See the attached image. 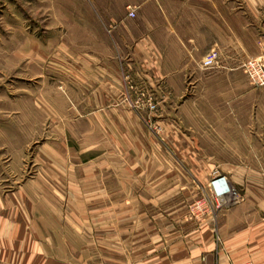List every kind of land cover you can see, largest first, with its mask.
<instances>
[{
  "label": "crops",
  "instance_id": "crops-1",
  "mask_svg": "<svg viewBox=\"0 0 264 264\" xmlns=\"http://www.w3.org/2000/svg\"><path fill=\"white\" fill-rule=\"evenodd\" d=\"M242 1L21 0L40 17L24 21L28 39L14 56L64 58L77 107L56 117L92 126L84 134L110 145L99 139L95 150L109 149L99 157L53 156L32 176L0 180V264H264V165L216 160L259 153L247 139L264 135V90L243 71L264 58V0ZM213 51L219 64L207 70ZM126 82L182 101L160 104L173 113L159 122L167 136L151 138L135 121ZM245 101L258 136L246 134ZM220 102L230 115L215 114ZM44 110L51 120L50 102ZM215 172L243 199L193 220L188 205Z\"/></svg>",
  "mask_w": 264,
  "mask_h": 264
},
{
  "label": "rangeland",
  "instance_id": "rangeland-1",
  "mask_svg": "<svg viewBox=\"0 0 264 264\" xmlns=\"http://www.w3.org/2000/svg\"><path fill=\"white\" fill-rule=\"evenodd\" d=\"M235 1L238 7L242 6V0ZM39 17L36 9L31 11L22 8L21 0H0V180L17 176L20 170L30 174L29 172L35 165L51 160L53 156L55 160H73L81 163L99 157L102 152L109 150L102 149V147L95 150V143L100 142L99 139L103 140V148L110 145V142L105 144L108 140L106 134H101V136L100 134H84L86 129L92 130L93 127L86 124L78 125L76 119L66 120L56 117V112L67 113L75 111L77 107L75 88L72 81L70 82L72 77L69 78L73 71H65L62 68L64 58L52 55L50 57L38 56L34 59L14 56L15 53L22 51L25 40L28 39L26 27L23 25L24 21H32L33 24L35 20H39ZM37 44H40L39 40ZM37 52L39 53V50ZM258 59L264 60V58L247 60L243 65V71L253 89L264 90V87L254 86L245 71L247 63ZM124 94L126 95L125 101L134 110L135 121L143 124L151 138L158 140L162 136H167L159 122L170 119L173 113L171 109L162 112L159 107L160 104L168 106L173 101L175 102L174 107L177 108V104L182 102L177 96L171 98L156 96L150 86L127 82L124 83ZM209 100L213 101L210 97ZM49 102L51 113H54L51 120H49L50 115H45V110L43 111V108H48ZM149 102L156 105L158 109L156 112L147 109ZM217 106L219 110L217 109L215 114L219 112L220 115L227 116L232 113V107L228 108L225 103L220 102ZM204 112L210 117L213 110L206 107ZM241 112L247 121L246 134L258 136L253 121L248 122L253 119V115L257 114L256 106L245 101L244 112L243 110ZM181 118L187 122L188 109L182 112ZM260 128L264 133V126ZM47 143L54 146L53 152L47 149ZM247 143L248 147L259 150V153L231 158L218 157L216 160L228 166L236 163L264 165V135L261 139L260 137L248 138ZM169 148L167 146L168 150ZM206 188L201 191L199 198L191 200L188 205L189 217L193 220L195 219L189 209L203 196ZM232 188L243 199L240 189L234 186ZM230 201L233 200L230 199ZM222 209L223 207L215 208L214 213H219Z\"/></svg>",
  "mask_w": 264,
  "mask_h": 264
},
{
  "label": "built area",
  "instance_id": "built-area-1",
  "mask_svg": "<svg viewBox=\"0 0 264 264\" xmlns=\"http://www.w3.org/2000/svg\"><path fill=\"white\" fill-rule=\"evenodd\" d=\"M129 17L135 18L136 12L133 8H129ZM220 54L213 51L207 54L203 60V67L207 70L215 68L219 64ZM245 71L250 76L252 84L256 87H264V60L258 59L251 61L245 65ZM151 112H156L155 104L150 103L146 106ZM210 183L204 191L203 196L198 199L190 207L192 217L197 221H202L206 217L214 214L215 208L226 206L230 199L233 201H240L241 196L232 188L229 179L220 172H215ZM245 264H253L245 263Z\"/></svg>",
  "mask_w": 264,
  "mask_h": 264
}]
</instances>
